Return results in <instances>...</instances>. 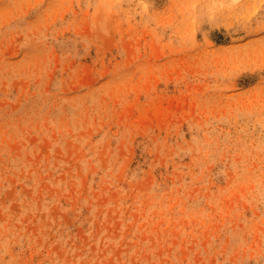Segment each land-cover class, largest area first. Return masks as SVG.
Segmentation results:
<instances>
[{
	"label": "rangeland",
	"instance_id": "rangeland-1",
	"mask_svg": "<svg viewBox=\"0 0 264 264\" xmlns=\"http://www.w3.org/2000/svg\"><path fill=\"white\" fill-rule=\"evenodd\" d=\"M0 264H264V0H0Z\"/></svg>",
	"mask_w": 264,
	"mask_h": 264
}]
</instances>
